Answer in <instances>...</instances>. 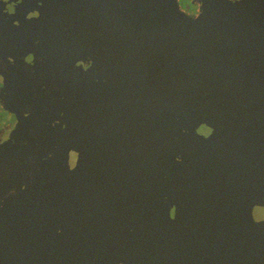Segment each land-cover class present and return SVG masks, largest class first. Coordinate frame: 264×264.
Wrapping results in <instances>:
<instances>
[{"label":"water","instance_id":"1","mask_svg":"<svg viewBox=\"0 0 264 264\" xmlns=\"http://www.w3.org/2000/svg\"><path fill=\"white\" fill-rule=\"evenodd\" d=\"M0 0V264H264V0Z\"/></svg>","mask_w":264,"mask_h":264},{"label":"flooded vegetation","instance_id":"2","mask_svg":"<svg viewBox=\"0 0 264 264\" xmlns=\"http://www.w3.org/2000/svg\"><path fill=\"white\" fill-rule=\"evenodd\" d=\"M192 8L189 7L185 13L198 17L201 14V0H194ZM181 10L183 11L182 7ZM20 102V93L11 89L0 77V143L8 141L20 123Z\"/></svg>","mask_w":264,"mask_h":264},{"label":"rangeland","instance_id":"3","mask_svg":"<svg viewBox=\"0 0 264 264\" xmlns=\"http://www.w3.org/2000/svg\"><path fill=\"white\" fill-rule=\"evenodd\" d=\"M179 3L181 4L183 11L185 12L189 7H193L194 0H179Z\"/></svg>","mask_w":264,"mask_h":264}]
</instances>
